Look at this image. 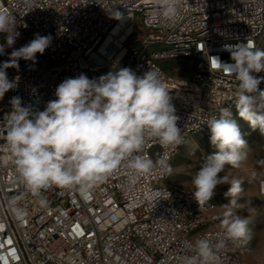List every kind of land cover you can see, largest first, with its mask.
Here are the masks:
<instances>
[{"label":"built area","instance_id":"built-area-1","mask_svg":"<svg viewBox=\"0 0 264 264\" xmlns=\"http://www.w3.org/2000/svg\"><path fill=\"white\" fill-rule=\"evenodd\" d=\"M104 9L120 19L104 16ZM0 10L20 11L29 28V39L16 38L11 48L0 34L5 44L0 64L35 34L52 37L35 63L21 59L18 69H7L9 80L19 81L0 100V121L16 96L22 106L43 111L67 78L85 74L98 79L122 67L137 75L153 69L170 90L186 142L194 135L209 141L207 126L197 129L200 118L218 115L221 107L235 110V79L219 70L217 58L233 63L226 46L248 42L257 48L264 0H183L174 24L157 14L155 0H13V8L0 1ZM107 24H115L111 38L103 35ZM134 29L149 32V41H136ZM154 30H164V38H154ZM173 39L196 50H143V44ZM178 58L195 62L187 79H174L165 70L167 62ZM183 144L166 151L155 141L147 143L141 155L157 165L150 173L133 181L123 166L86 195L56 186L33 194L18 181L9 156L0 153V264H182L191 255L184 243L204 236L213 243L223 240L221 264H249L224 235L215 195L200 207L191 188L166 183L159 161L171 163ZM156 189L170 197L158 196Z\"/></svg>","mask_w":264,"mask_h":264},{"label":"clouds","instance_id":"clouds-1","mask_svg":"<svg viewBox=\"0 0 264 264\" xmlns=\"http://www.w3.org/2000/svg\"><path fill=\"white\" fill-rule=\"evenodd\" d=\"M155 2L157 14L167 24L179 19L183 0ZM15 29V17L0 10V34L7 47L11 48L19 36ZM51 41L50 35L37 33L33 40L13 49L9 59L0 64V100L19 81V77L9 80L7 69H18L21 59L35 63L36 54H43ZM226 48L233 63H222L218 58L217 63L219 70L235 79L232 105L241 119L264 135V90L259 88L264 77L255 75L264 71V49L248 42ZM4 54L5 44L0 43V55ZM55 96L43 111L22 106L21 98L13 97L11 111L0 121V153L9 156L18 181L33 194L56 186L86 195L123 166L130 169V179L134 181L157 166L141 155L147 143L155 141L166 151H174L185 142V135L177 126L180 118L175 114L170 90L162 73L156 70L137 75L131 68L122 67L98 79L80 74L59 84ZM197 124V129L207 126L215 151L202 157L199 170L191 177L192 197L203 207L218 186L230 185L225 193L231 199L222 229L227 239L244 240L248 237L247 221L230 207L243 191L242 182L221 173L226 166L239 167L246 141L230 107H221L218 115L202 117ZM159 167L162 173L171 175L172 166L164 158ZM162 193L170 197V193L156 189L158 196ZM40 203L45 201L41 199ZM184 247L191 255L183 257L182 264H221L223 240L213 243L204 236L186 241Z\"/></svg>","mask_w":264,"mask_h":264},{"label":"rangeland","instance_id":"rangeland-1","mask_svg":"<svg viewBox=\"0 0 264 264\" xmlns=\"http://www.w3.org/2000/svg\"><path fill=\"white\" fill-rule=\"evenodd\" d=\"M259 48L264 49V33L259 39ZM195 68L194 60L190 58H178L165 64V70L174 79L189 78ZM264 77V71L261 72ZM264 90V82L259 85ZM242 133L246 146L242 149L239 167L226 166L221 175H227L229 179H237L242 182L243 191L236 197V203L231 205V211L245 219L248 224V237L244 240L234 241L244 260L249 264H264V135L259 130H253L249 123L241 119L236 110L232 112ZM215 151L210 141L201 135L189 138L180 148L171 161L172 173L167 177L168 185L181 184L192 189L191 177L200 168L201 159L205 155ZM230 185L218 186L215 193L216 212L222 221L224 214L228 211L226 205L230 197L225 193Z\"/></svg>","mask_w":264,"mask_h":264},{"label":"bare ground","instance_id":"bare-ground-1","mask_svg":"<svg viewBox=\"0 0 264 264\" xmlns=\"http://www.w3.org/2000/svg\"><path fill=\"white\" fill-rule=\"evenodd\" d=\"M3 1V6L6 8H13V0ZM15 17V31L19 33L18 40L29 39V28L27 26V19L18 10H8ZM111 9H104V16H111ZM115 32V24H107L103 27L104 38H111ZM264 33V17L261 19V28L258 29V36ZM133 38L136 41H149V32H144L142 29L133 30ZM154 38H164V30H154ZM29 41H27L28 43ZM259 39H257V48H259ZM176 46H180V50H196V45L182 44L180 39H173V42H154L153 44H143V50H175Z\"/></svg>","mask_w":264,"mask_h":264}]
</instances>
